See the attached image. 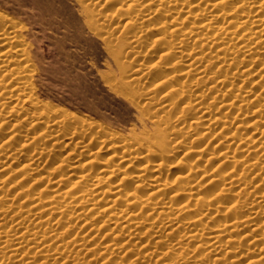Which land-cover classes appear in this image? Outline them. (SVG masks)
I'll use <instances>...</instances> for the list:
<instances>
[{"label": "rangeland", "instance_id": "374dc122", "mask_svg": "<svg viewBox=\"0 0 264 264\" xmlns=\"http://www.w3.org/2000/svg\"><path fill=\"white\" fill-rule=\"evenodd\" d=\"M2 14L0 264H264V0Z\"/></svg>", "mask_w": 264, "mask_h": 264}, {"label": "bare ground", "instance_id": "6f19581e", "mask_svg": "<svg viewBox=\"0 0 264 264\" xmlns=\"http://www.w3.org/2000/svg\"><path fill=\"white\" fill-rule=\"evenodd\" d=\"M9 18L6 16V15H0V20L2 21V24H3V26H5V28H7L6 26H9L10 28H12V29H14L16 26L14 25L15 23H14V21H12L11 19H9ZM14 25V26H13ZM3 28V27H2ZM11 29V31H9V30H5V33L6 34H8L9 35V32H13V30ZM16 29V28H15ZM14 29V30H15ZM11 34V33H10ZM2 35H4V34H2ZM5 36V35H4ZM10 36V35H9ZM16 36V35H15ZM15 36H13L12 35V37H15ZM2 37V36H1ZM8 37V36H7ZM12 37H9L10 39H14V38H12ZM4 38V37H3ZM8 38V39H9ZM16 38V37H15ZM6 39V38H5ZM11 40V41H12ZM8 41V40H7ZM22 60V59H21ZM19 62V61H18ZM255 142V141H254ZM85 177V176H84ZM46 210V209H45ZM218 239V238H217Z\"/></svg>", "mask_w": 264, "mask_h": 264}]
</instances>
